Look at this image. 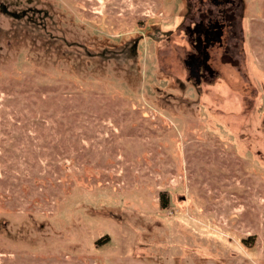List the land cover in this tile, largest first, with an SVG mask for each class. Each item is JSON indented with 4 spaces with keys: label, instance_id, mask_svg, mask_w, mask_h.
Wrapping results in <instances>:
<instances>
[{
    "label": "rangeland",
    "instance_id": "obj_1",
    "mask_svg": "<svg viewBox=\"0 0 264 264\" xmlns=\"http://www.w3.org/2000/svg\"><path fill=\"white\" fill-rule=\"evenodd\" d=\"M0 264H264V0H0Z\"/></svg>",
    "mask_w": 264,
    "mask_h": 264
}]
</instances>
